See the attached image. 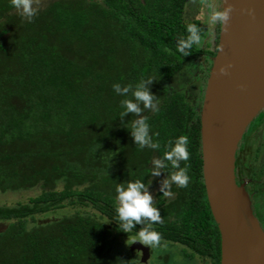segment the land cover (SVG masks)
Masks as SVG:
<instances>
[{
    "label": "trees",
    "instance_id": "16d2710c",
    "mask_svg": "<svg viewBox=\"0 0 264 264\" xmlns=\"http://www.w3.org/2000/svg\"><path fill=\"white\" fill-rule=\"evenodd\" d=\"M185 3L39 0L38 14L28 22L10 0H0V193L35 190L27 203L0 207V264H137L128 251H112L149 226L136 223L125 232L116 215L117 186L135 180L159 209L160 222L150 225L161 237L157 247L179 245L189 260L220 264L200 140L216 42L206 50L194 44L188 55L176 51L188 24L200 29L185 18ZM218 32L216 23L214 41ZM195 62L200 68L193 74ZM148 78L157 109L139 102V114L121 116L120 102L134 98L131 89L121 95L112 85L134 88ZM182 78L185 91L174 86ZM139 117H147L159 148L134 142L130 125ZM263 123L260 113L244 138ZM181 135L189 139V159L180 162L189 181L164 188L178 169L163 155ZM245 153L242 164L253 179L251 199L264 230V157L258 148ZM156 159L164 166L153 175Z\"/></svg>",
    "mask_w": 264,
    "mask_h": 264
},
{
    "label": "water",
    "instance_id": "95a60500",
    "mask_svg": "<svg viewBox=\"0 0 264 264\" xmlns=\"http://www.w3.org/2000/svg\"><path fill=\"white\" fill-rule=\"evenodd\" d=\"M227 3L232 11L219 27L200 111L202 176L220 264H264V230L235 179L238 146L264 110V0ZM227 3L220 0V8Z\"/></svg>",
    "mask_w": 264,
    "mask_h": 264
},
{
    "label": "clouds",
    "instance_id": "9594fccd",
    "mask_svg": "<svg viewBox=\"0 0 264 264\" xmlns=\"http://www.w3.org/2000/svg\"><path fill=\"white\" fill-rule=\"evenodd\" d=\"M227 3V0H225ZM11 6L16 10L22 19L31 22L33 18L38 14L39 8L36 6L39 4V0H10ZM232 11V5L227 3V7L213 8L209 22L221 25H225L230 18ZM188 35L186 38L179 39L176 51L182 55H188L189 50L194 44H199L201 40L200 29L194 24H188L186 27ZM220 72L223 74L226 72L225 67H221ZM151 83V78L141 80L133 88L131 85L121 87L120 84H113V90L117 94L126 95L131 89V96L133 99H123L120 102V106L123 111L121 116L127 113L141 112L139 102H143L144 108H151L153 111L157 109V104L154 101L153 95L146 88V84ZM135 101V102H134ZM131 134L134 142L142 149L145 146L151 148H159V143L155 142L150 136L149 124L147 117H139L135 119L131 125ZM189 139L186 135H181L175 139L170 145V149L164 153L163 161L170 162L173 169H178L169 176V179L164 181V188H169L170 184L175 183L178 187H186L189 181L187 174V167L181 168L180 162L187 161L189 159V152L187 146ZM162 160L156 159L153 163L156 165L152 169L153 175L159 174V168L164 166ZM170 193L165 191L164 195L167 196ZM117 207L115 209L122 229L125 232L130 231L136 223L147 222L148 227L140 230L136 233L133 242L139 241L141 244L150 248L157 247L160 242V234L151 229L152 223H158L161 220L159 209L153 207L152 196L146 190L145 185L140 180H135L127 183L125 186H117L116 197Z\"/></svg>",
    "mask_w": 264,
    "mask_h": 264
},
{
    "label": "rangeland",
    "instance_id": "374dc122",
    "mask_svg": "<svg viewBox=\"0 0 264 264\" xmlns=\"http://www.w3.org/2000/svg\"><path fill=\"white\" fill-rule=\"evenodd\" d=\"M214 7L217 9L220 8V0H186L184 6L185 18L196 20L200 23L201 40L198 46L202 50L210 49L213 45L212 36H213L215 24L209 22V17ZM199 68L200 67L198 63L195 62L193 64V67L189 70V72L193 70L194 71L193 74H195V72H197ZM184 81L185 80L183 78L181 80L179 79V81L178 80L174 81V86L177 87V90L185 91V88L187 89V87L184 86L185 85ZM249 132L247 133V135L245 136L242 142L243 146L241 149L244 151L247 150L248 148H253V149L256 148V144L254 143L252 144V137L254 133L252 132V134H249ZM245 158L247 159V156H245ZM249 180H250L249 178H243L240 186L244 188L245 183ZM29 192H31L32 194ZM29 192L28 191L20 192V193L18 192V194L0 193V207L1 206L12 207L17 204L27 203L31 197L35 196V193H33L35 192V190ZM57 215L60 216V213H58ZM121 241H119L117 244H115L112 247V251L116 253L118 249H120L121 251L123 250L128 251L131 254L132 253L131 244L133 243V239L128 238V239H122ZM181 248L182 247L179 245H173V246L163 245L160 247H154L152 248L153 254L150 257L147 264H209L208 262H203L200 259L189 260L188 258H185L184 255H182L183 253L181 252L182 251Z\"/></svg>",
    "mask_w": 264,
    "mask_h": 264
},
{
    "label": "flooded vegetation",
    "instance_id": "af4514ba",
    "mask_svg": "<svg viewBox=\"0 0 264 264\" xmlns=\"http://www.w3.org/2000/svg\"><path fill=\"white\" fill-rule=\"evenodd\" d=\"M219 24V23H218ZM219 27H220V24H219ZM218 34H219V32H218ZM218 34H217V40H218ZM217 40L216 41H214V35L212 36V42H213V45H214V43L216 42V48H217ZM212 45V46H213ZM212 48V47H211ZM261 114H263V118H264V110L263 111H261L260 112ZM260 113H259V115H260ZM255 120V119H254ZM253 120V121H254ZM263 125H264V123H263ZM250 126V125H249ZM256 129V130H255ZM255 129H253L252 131H250L249 132V134H252V132L255 134H253V137H252V144L254 143V144H256V148H258L259 149V152H260V156H263L264 157V147L263 148H261V146L263 145L264 146V139H262L263 138V133H262V130H264V129H260V127H259V130H258V128H256V126H255ZM247 130H248V128H247ZM245 133H246V131H245ZM244 133V134H245ZM248 134V135H249ZM258 137H261L260 139H261V141H262V145H261V141L259 142V140L257 139ZM243 140H244V135H243V137H242V140H241V142H240V144H239V146H238V149H237V152H236V161H235V179H236V182H237V184L238 185H240L241 184V182H242V180H243V178H249L250 180L249 181H247L246 183H245V186H244V188H245V191L247 192V194H248V196H249V199H250V202H251V206H252V209H253V211H254V208H253V202H252V199H251V194H250V189H249V185L251 184V183H253L252 181H253V179L251 178V176H250V174L248 173V170L244 167V165L242 164V162H245V156H244V159H243V156H241L242 155V153H243V155L244 154H246L245 153V151L244 150H242L241 148H242V146H243ZM257 140V141H256ZM255 141V142H254ZM240 155V156H239ZM239 156V160H238V157ZM258 160V159H257ZM261 160V159H260ZM262 161V160H261ZM264 162V161H263ZM262 162V163H263ZM260 166V165H259ZM254 214H255V212H254ZM256 217V216H255ZM262 227V226H261ZM137 243H132L131 245V248H132V250H131V256H132V258H133V260L135 261V262H137V264H147V262L149 261V259H150V257L152 256V254H153V250H152V248H150V247H148V246H145V245H143V244H141L139 241H136ZM133 249H134V251H133ZM146 252V253H145ZM148 252V253H147ZM148 254V256L147 257H145L146 255L145 254ZM204 262V261H203Z\"/></svg>",
    "mask_w": 264,
    "mask_h": 264
}]
</instances>
